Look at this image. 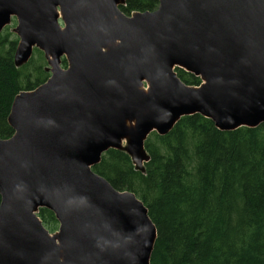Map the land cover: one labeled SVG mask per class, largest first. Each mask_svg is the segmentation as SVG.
I'll return each mask as SVG.
<instances>
[{"label": "water", "instance_id": "water-1", "mask_svg": "<svg viewBox=\"0 0 264 264\" xmlns=\"http://www.w3.org/2000/svg\"><path fill=\"white\" fill-rule=\"evenodd\" d=\"M157 1L127 15L125 0H0L15 66L36 48L49 72L14 97L13 134L0 138V264H150L156 227L134 193L92 170L101 155L123 150L142 170L148 135L183 116L220 131L264 122V0Z\"/></svg>", "mask_w": 264, "mask_h": 264}, {"label": "trees", "instance_id": "trees-1", "mask_svg": "<svg viewBox=\"0 0 264 264\" xmlns=\"http://www.w3.org/2000/svg\"><path fill=\"white\" fill-rule=\"evenodd\" d=\"M157 6V0H125L119 8L129 15ZM9 26L0 33L2 139L13 134L7 117L14 97L49 77L36 48L15 66L18 38ZM175 72L187 85L201 83L183 69ZM144 148L149 159L142 170L119 149L105 151L92 170L147 208L157 230L150 264H264V122L220 131L200 114L183 116L166 135L151 132ZM37 215L50 233L57 230L50 210Z\"/></svg>", "mask_w": 264, "mask_h": 264}, {"label": "rangeland", "instance_id": "rangeland-1", "mask_svg": "<svg viewBox=\"0 0 264 264\" xmlns=\"http://www.w3.org/2000/svg\"><path fill=\"white\" fill-rule=\"evenodd\" d=\"M10 25H12V26H13V25H14V22H11V24H10ZM12 26H9V27H11V29H12ZM63 68H64V67H63ZM125 144H126V142L124 141V142H123V145H125Z\"/></svg>", "mask_w": 264, "mask_h": 264}, {"label": "flooded vegetation", "instance_id": "flooded-vegetation-1", "mask_svg": "<svg viewBox=\"0 0 264 264\" xmlns=\"http://www.w3.org/2000/svg\"><path fill=\"white\" fill-rule=\"evenodd\" d=\"M66 65H67V63H66ZM61 66H62V65H61ZM62 67H64V66H62ZM65 67H66V66H65ZM65 67H64V68H65Z\"/></svg>", "mask_w": 264, "mask_h": 264}]
</instances>
